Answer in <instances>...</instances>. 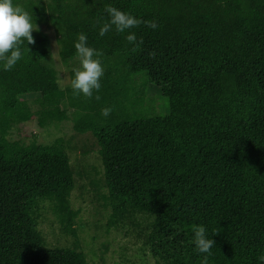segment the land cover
Masks as SVG:
<instances>
[{"label":"trees","instance_id":"1","mask_svg":"<svg viewBox=\"0 0 264 264\" xmlns=\"http://www.w3.org/2000/svg\"><path fill=\"white\" fill-rule=\"evenodd\" d=\"M14 3L32 11L39 30L21 46L23 59L0 70V264H91L78 247L47 245L39 228L46 201L70 234L80 210L72 205L77 184L64 138H10L34 116L42 127L71 120L76 132L96 137L110 225L149 220L144 243L156 264H203L192 239L198 225L215 241L207 264H260L264 0ZM107 5L158 28L130 29L142 41L135 50L126 33L101 37ZM45 25L59 35L67 67L78 58V33L102 51V86L93 98L60 84Z\"/></svg>","mask_w":264,"mask_h":264},{"label":"rangeland","instance_id":"2","mask_svg":"<svg viewBox=\"0 0 264 264\" xmlns=\"http://www.w3.org/2000/svg\"><path fill=\"white\" fill-rule=\"evenodd\" d=\"M42 29L50 36L52 63L59 72L60 84L63 87L70 85L72 71L80 68L79 58L74 65L67 67L59 55V35L52 26L45 25ZM149 96L159 99L156 91H151ZM28 99L35 110L37 105L33 98ZM10 138L39 143H52L57 138L65 140L77 184L72 193V205L80 210V214L75 226L76 234H70L61 228L52 204L46 201L41 209L39 228L47 245L78 247L87 254L91 264H156L157 257L144 243L149 220L141 218L135 223L110 225V208L105 206L101 196L107 191L104 167L98 141L91 132H76L71 120L42 127L34 116L15 127Z\"/></svg>","mask_w":264,"mask_h":264},{"label":"clouds","instance_id":"3","mask_svg":"<svg viewBox=\"0 0 264 264\" xmlns=\"http://www.w3.org/2000/svg\"><path fill=\"white\" fill-rule=\"evenodd\" d=\"M105 12L107 20L99 27V36L103 37L112 30L117 33H126L125 39L133 45V50L138 48L142 41H138L135 32L130 29L141 23L151 29L158 28V24L154 20L142 21L131 13L111 5L105 6ZM38 30L32 11L14 3V0H0V70L9 71L23 59L24 53L21 46L25 41L27 45L34 43L32 33ZM74 48L79 58L80 68L75 70L74 78L71 80L73 94H82L84 97L93 98L94 93H98L102 86L100 78L104 74V66L101 61L103 53L88 44L87 36L83 32L77 34ZM95 98L99 99V95H96ZM110 111V108L105 107L101 109V114L108 116ZM192 239L195 250L205 254L203 264H207L215 241L210 238L204 225L195 227ZM258 261L260 264H264V255L259 256Z\"/></svg>","mask_w":264,"mask_h":264}]
</instances>
